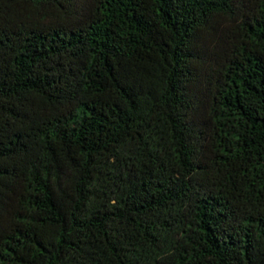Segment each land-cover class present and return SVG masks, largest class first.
I'll use <instances>...</instances> for the list:
<instances>
[{"label":"trees","instance_id":"16d2710c","mask_svg":"<svg viewBox=\"0 0 264 264\" xmlns=\"http://www.w3.org/2000/svg\"><path fill=\"white\" fill-rule=\"evenodd\" d=\"M0 264H264V0H0Z\"/></svg>","mask_w":264,"mask_h":264}]
</instances>
